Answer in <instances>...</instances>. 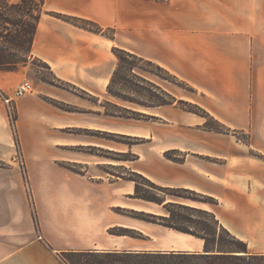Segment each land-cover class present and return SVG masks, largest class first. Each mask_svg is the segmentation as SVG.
I'll return each instance as SVG.
<instances>
[{
  "label": "crops",
  "instance_id": "0c3cea01",
  "mask_svg": "<svg viewBox=\"0 0 264 264\" xmlns=\"http://www.w3.org/2000/svg\"><path fill=\"white\" fill-rule=\"evenodd\" d=\"M42 9L30 57L46 63L61 84L36 82L33 93L15 100L27 174L0 175V264H64L60 255L67 252H204L198 236L121 213L160 214L153 204H163L133 197V180L98 174L101 161L74 159L88 165L81 172L57 162L58 144L114 149L57 130L141 138L128 148L134 154L124 166L128 171L163 188L211 198L209 205L190 207L213 213L248 247L264 238V0H44ZM49 12L92 20L113 28L115 37ZM114 47L185 81L193 95L181 98L227 130L205 129L206 117L176 103L149 107L153 121L121 118V129L114 130L106 108L113 102L107 86L116 66ZM28 66L0 70L2 96L24 78ZM11 130L0 98V139L9 145Z\"/></svg>",
  "mask_w": 264,
  "mask_h": 264
},
{
  "label": "rangeland",
  "instance_id": "374dc122",
  "mask_svg": "<svg viewBox=\"0 0 264 264\" xmlns=\"http://www.w3.org/2000/svg\"><path fill=\"white\" fill-rule=\"evenodd\" d=\"M0 32L4 33V29L2 28ZM103 36L107 38H111L113 36L114 38L115 32L114 30L111 31L109 29H104ZM0 49H2L4 54L7 56L13 54L14 52L10 43H8L5 39H0ZM116 53L119 56H123L128 61L136 64L138 67H135L132 73L129 70L124 69L120 71L125 81L119 78L115 79L113 89L122 91L123 97L127 98L129 101L121 100L113 96V102L111 104H107V110L114 114V130L121 129L122 125L121 123H119L120 121H122L121 118H129V122H134V120L131 119H140L147 121L154 120V116L150 114L152 113V109L149 108L150 106L145 105L149 104L150 101L155 100L156 97L159 96L157 95L159 94V91L157 88H155V86L171 94L176 99V105L179 108L183 107L182 109L185 110L184 108L187 107H195L196 104L188 102L185 99L181 98L183 96H192L193 93L190 90L176 83L175 80L171 77V75L165 73L164 71L158 70L154 65H151L147 62H142L131 57H127L121 52ZM113 55L117 63V57L114 52ZM27 64L29 66L25 71L24 78L19 83H17L16 86L23 81H28L32 85L34 92V83L39 81H44L48 83L54 82L58 85L61 84L54 78L52 73L42 65L39 60L31 58L29 56ZM19 68H22V66H19ZM15 87L8 94V96H2L0 93V98L7 107L11 127V117H15L16 119L15 100L18 98L13 97ZM7 97L13 98L8 104L4 100ZM180 101L182 102L181 105L178 103ZM206 121L209 127L223 129V125L221 126L220 123H217L216 121L210 118H206ZM11 131L13 136L12 144L9 145L4 139H0V175H5L6 177L11 175H23L25 178L27 174V169L24 162V154L21 150L17 137V130L15 134L13 128ZM77 134H81L84 138L88 140L101 141L103 144L105 143L112 145L114 149H119L123 151H116L114 149L106 150L104 148L95 147L91 145L58 144L54 146V153L56 155L57 162L70 168L71 170L81 172L85 171L86 166L88 165H85L84 163H74V159H87L91 161L92 165V162L94 161H101L102 163L98 165L99 169H97L96 171L98 172V174H101L105 178H113L114 176H118L121 174L127 176L128 169L124 166L128 164L129 160L134 158V154L131 153L130 150L128 151V148H130L132 144H138L143 142L141 138L135 136L121 135L113 132H100L90 129L57 130V135L72 137ZM238 137L241 139V141H248V136L246 134L238 133ZM169 155L174 159L181 158L179 153H170ZM28 159L30 163V157ZM93 169V172L95 173L96 167L94 168L93 166ZM93 176L97 175L93 174ZM134 178L142 184L140 187L141 194L156 196V198L163 202V205L161 207H157V205L153 204L156 208H158L160 214H154L155 218L149 217V219L156 220V222L160 224L169 222L175 226L190 228L192 230L197 229L199 231H201L200 228L202 227H212L211 221L208 219V216L205 215L203 212L181 207V205H209L211 203L208 202L209 199L203 198L198 194H194L186 190L154 188L146 184L145 181L141 178L137 176H134ZM1 185L3 184L0 182V188L2 187ZM121 213L128 217L148 218L146 216H142L139 212L121 211ZM219 234L221 243L224 245H229L230 239L227 234L224 231H220ZM247 249L248 251L253 253H264V238L255 241V243L250 247L247 246ZM124 257V254H75L74 256H72V262L76 264H86V260H93L94 262H105L104 264H121L119 259H122ZM191 264H205V261L191 260Z\"/></svg>",
  "mask_w": 264,
  "mask_h": 264
},
{
  "label": "trees",
  "instance_id": "16d2710c",
  "mask_svg": "<svg viewBox=\"0 0 264 264\" xmlns=\"http://www.w3.org/2000/svg\"><path fill=\"white\" fill-rule=\"evenodd\" d=\"M43 4L44 0H18L17 2H10L9 0H0V30L3 28L4 33L0 32V39H5L8 43H10L13 54L7 56L4 54L3 50L0 49V70L5 71H13L17 70L19 66H26L28 63V57L31 53L32 42L34 38V34L36 32V28L39 22V19L43 12ZM50 15L62 19L68 23H71L80 28L92 31L97 34L103 35L104 29H109L113 31V28H103L96 22L85 19L78 16L66 15L61 13L49 12ZM114 36V35H113ZM113 36L111 38H113ZM113 52L117 57V63L112 73L110 82L107 86V91L112 96L117 97L121 100H128L123 97L122 91L114 90L113 85L116 78H119L125 81L124 77L121 75V70H129L131 73L133 72L135 67H138L136 64L128 61L123 56H119L116 52H121L123 55L127 57H131L138 61L147 62L151 65H154L158 70L164 71L165 73L171 75V77L175 80L176 83L181 85L182 87L192 91V88L182 79L178 78L176 75L170 73L168 70L164 69L160 65L146 60L143 57H140L134 53L126 51L124 49H120L117 47L113 48ZM42 65L49 69L46 63L39 60ZM143 69V68H140ZM41 79V78H40ZM43 80V79H42ZM55 84L54 82H49ZM155 88L159 91V96L156 97L155 100L149 102V104L145 106H162L176 103V99L166 91L161 88L155 86ZM129 101V100H128ZM180 105L182 102H178ZM183 108V107H182ZM186 111L196 113L206 118H210L214 120L209 114L202 109L201 107L195 105L194 108H184ZM112 115H114L112 113ZM123 116V115H122ZM125 117V116H124ZM15 117H11L12 128L14 134L16 133L15 129ZM216 121V120H214ZM217 122V121H216ZM219 123V122H217ZM222 126V125H221ZM205 129L214 130L218 132H225L227 128L223 126V129H217L213 127H209L207 121L204 124ZM170 153H166L165 156L169 159H174L170 155ZM134 176H137L145 181L151 187L154 188H162L153 184L150 180L143 177L140 174H137L132 171H128V175L125 176L127 179L133 180L135 183L134 194L133 197L155 202L158 204H162L156 196H150L140 193L141 183L138 182ZM170 189V188H168ZM187 191V190H186ZM191 192V191H190ZM197 194L195 192H192ZM199 196L209 199L208 202L213 203L214 201L204 195L198 194ZM182 208H187L194 211H201L205 215L208 216V219L211 221L212 227L207 226V228L202 227L199 230H192L190 228H184L181 226H175L172 223L166 222L162 225L167 227L176 229L181 232L189 233L195 236H198L204 239V252L203 253H186V252H154V253H117V252H104L105 254H124V258L119 259L121 264H191V260H202L205 261V264H264V253H253L248 251L247 245L231 235L226 229H224L218 221L215 219L213 213L208 212L206 210L193 208L190 206H183ZM142 216H146L148 218L140 217L141 219L156 222V220H151L150 218H155L154 214L139 212ZM220 231H224L230 239L229 245H224L221 243L220 239ZM125 234L124 232H113ZM95 252H67L62 253L60 255V259L64 264H76L72 262V256L75 254H94ZM113 256V255H109ZM86 264H104L105 262H98L93 260H86ZM111 264V263H110Z\"/></svg>",
  "mask_w": 264,
  "mask_h": 264
},
{
  "label": "built area",
  "instance_id": "2783aa9c",
  "mask_svg": "<svg viewBox=\"0 0 264 264\" xmlns=\"http://www.w3.org/2000/svg\"><path fill=\"white\" fill-rule=\"evenodd\" d=\"M32 92H33L32 85L28 81H23L15 87V90L13 92V97L14 98L23 97L27 94H31ZM12 99H13L12 97H7L4 100L8 104Z\"/></svg>",
  "mask_w": 264,
  "mask_h": 264
}]
</instances>
